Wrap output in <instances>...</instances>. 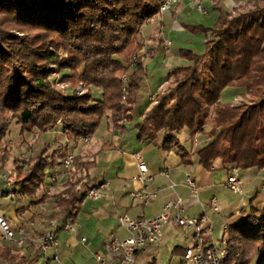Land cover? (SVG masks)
Here are the masks:
<instances>
[{
  "label": "trees",
  "instance_id": "obj_1",
  "mask_svg": "<svg viewBox=\"0 0 264 264\" xmlns=\"http://www.w3.org/2000/svg\"><path fill=\"white\" fill-rule=\"evenodd\" d=\"M167 1L0 0L1 165L8 163L13 145L18 146L7 139L13 123L24 138L34 135L44 141L26 160L14 161L18 214L53 199L54 211L46 219L57 222V232L78 224L97 155L93 160L75 156L57 194L44 191L47 172L61 166L70 149L93 138L103 125L122 135L133 121L137 93L148 76L146 57L139 55L145 48L141 33ZM256 1L234 17L217 3L220 14L211 28L184 24L204 35L206 51L181 50L188 65L172 68L164 78L171 89L135 124L139 142L176 150L187 166L194 156L206 171L218 161L237 170L264 171V0ZM56 68L58 83L70 89L57 88ZM80 84L86 91L77 96ZM91 89L102 91V100H94ZM236 96L248 101L223 102ZM208 126L211 141L194 153L175 136L188 129L194 145L196 134ZM49 132H60L67 142L58 138L52 149L45 143ZM224 238L223 264H264V206L250 204L229 223ZM21 259L12 246H0V264Z\"/></svg>",
  "mask_w": 264,
  "mask_h": 264
},
{
  "label": "crops",
  "instance_id": "obj_2",
  "mask_svg": "<svg viewBox=\"0 0 264 264\" xmlns=\"http://www.w3.org/2000/svg\"><path fill=\"white\" fill-rule=\"evenodd\" d=\"M206 1L202 3L204 4ZM240 1L241 0L238 2L237 0H225L224 4L229 10L231 9V5L237 6ZM211 4L213 5V2H211ZM187 9L189 10L188 7L182 6L179 9L177 8V11L171 10L161 13V15L156 17L158 18L157 27L154 28L152 24L149 25V32H147V34L151 35L155 42L158 41L157 39H164L163 42H159V44H164L167 40L164 38L165 29H174L178 26V23L183 25V21L187 19H197L198 15ZM199 16L207 19L210 18L209 16L204 17V15L201 14ZM197 21L198 20H196V22ZM142 33L143 38L146 40L145 31ZM167 33L170 35V31ZM146 43L149 44L147 40ZM150 49L153 50L152 48ZM152 53L151 51V54ZM171 69L172 68H170L168 72ZM163 82L159 88L160 93L164 91L168 84L167 82ZM96 92L97 95L95 94L94 98L98 101L102 100V91L96 90L95 93ZM151 96L158 97V95ZM230 99H223V102H230ZM233 100H236V97H234ZM150 101L153 104L151 99ZM149 110L141 115L139 122ZM128 125L131 124H126V127H128ZM128 132L129 130L126 128L124 133L119 135L118 131H113L109 129L108 125H103L93 138H84L78 146H74L73 149H70L69 154L73 153L74 157L81 155L90 157V160H93L92 157L97 155V169L94 171L95 180L89 184V187L92 188L100 185L107 186L102 191L101 198H87L82 205L81 213L78 217V224L74 225L77 229V236L70 235L64 229L57 232L59 240L57 252L62 264H97L96 256L97 254H104V247L106 244L114 238L124 239L127 236L125 229L119 221L120 217L127 216L134 220L153 218L162 212L163 206L167 202L175 200L177 196H180L184 200V216L189 218L207 217L208 220L204 225L205 233L209 229H212V235L207 236V234H205V236L209 242L214 243L216 246L221 245L225 227H228L229 223L237 218L235 216L238 213L240 214L242 211L246 210L250 204H259L256 203V200L260 193L264 194V171L258 168L237 170L224 166L220 161L216 162L212 171H206L198 165L194 156L192 157L191 164L187 166L184 165L177 151L166 152L159 146H155L150 142L142 143V148H140L136 143L138 142L136 129L130 131L132 132L131 135H129L130 138L129 136L125 138V134ZM60 136V132H49L46 135L45 143L49 142L51 146H54V144H57L56 139L59 138L60 140ZM85 139L87 141H85ZM188 140L191 143V138ZM60 142L63 143L67 141L61 138ZM192 147L191 151L194 153L203 146L200 144V147H195L194 143ZM136 153L142 155L149 169V180L145 183V186L149 191L157 192V197L152 199L148 205H143L131 197L132 192L143 187L142 184L133 180L139 174L135 160ZM104 166L110 168L108 170L109 174L106 177H99L98 172H100L101 168ZM161 172H166V174L161 175ZM47 173L48 179L53 177L55 182L53 183L52 179H50L48 185L45 186L44 184V191L49 195L61 192L68 179V170L64 169L62 164L55 169H49ZM95 173L98 175H95ZM231 173L238 176L243 183L242 193L237 195L234 194V196H236L235 198L225 195L229 192L225 184ZM188 175L193 177L199 188L198 195H195L187 186ZM8 179L11 187L7 190H4V180L3 182L0 181V191L4 193V196L0 198V212L5 216L14 230L18 229L20 226H24L27 230L28 237L34 242L18 236L15 243L7 244L12 246L14 252L21 255L22 258L21 262H19V259V261L13 264H23L29 261L32 264H38L41 260L45 262V264H57L53 259L54 252L49 251L52 253V255L50 254L49 256L48 252V254L42 252L36 242V240L49 229V222L46 216L54 211L53 199H48L40 204L26 207L22 210L21 214H18L16 200L18 199L19 187L13 182L11 183L9 177ZM61 185L63 187H61ZM170 185H174V188L170 189ZM47 188H51V190L47 191ZM214 198L218 201V212L213 210L211 204V200ZM262 203L264 205V202ZM36 211L38 212L36 213ZM181 232L182 230L173 224L167 226L163 230L160 247L148 248L140 252L136 257L135 264H158L160 254L158 249L166 246L171 247L170 245L173 247L171 254L177 255L180 258L177 264H182L183 252L182 250H177V248L184 250V247H180L179 243L184 242V245L187 246L190 239L184 232ZM215 232L218 234L215 235ZM218 235L220 238L219 240L215 239V236L218 237ZM82 238H86L85 243L81 242ZM109 264L118 263L109 261Z\"/></svg>",
  "mask_w": 264,
  "mask_h": 264
},
{
  "label": "built area",
  "instance_id": "obj_3",
  "mask_svg": "<svg viewBox=\"0 0 264 264\" xmlns=\"http://www.w3.org/2000/svg\"><path fill=\"white\" fill-rule=\"evenodd\" d=\"M177 0H168L161 6V12L169 11L173 4H176ZM201 14H207L205 9L198 4ZM164 46H171V41H165ZM154 105H156L157 99L155 96L151 97ZM85 141H87L85 139ZM198 139H195V146H198ZM26 160V159H25ZM135 160L139 170V174L133 179L134 181L142 184V188L131 193V197L143 204L148 205L152 199L157 197L156 191H149L145 186V183L149 180V169L147 164L140 153L135 154ZM75 157L73 154H68L64 159V169L69 170L73 167ZM166 172H161V175H165ZM2 178L7 181L9 187L11 184L6 175ZM48 178V177H47ZM52 182H55L53 177H50ZM107 185L94 186L88 192V198L98 199L102 197V191ZM187 186L193 191L195 195L199 194V188L197 187L192 176L187 177ZM225 187L233 194H241L243 191V183L241 179L234 173L228 176ZM170 189L174 188V185L169 186ZM47 191L51 188H47ZM4 196V193L0 191V198ZM213 210L218 212L217 199L211 200ZM184 200L177 196L175 200L167 202L162 209V212L150 219H131L127 216L119 218L122 227L125 229L127 236L124 239L114 238L104 247V254H97V264H109V261H115L118 264H135L136 254L144 251L148 248H159L162 243L163 230L173 224L180 228L188 238H192V244L190 242L184 248L183 263L182 264H223L227 258V252L224 248L226 240L223 236L221 245L216 246L214 243L209 242L206 239L207 236L212 235V229H209L205 233L204 225L207 222V217H195L189 218L184 216ZM64 230L72 236H77V229L74 225L67 224L64 226ZM227 227L224 229L226 232ZM190 231H193L190 236ZM21 236L23 239H28L27 230L24 226H20L14 230L5 216L0 212V245H7L15 243L17 237ZM42 252L47 253L49 251H55L56 255L54 261L57 264H62L59 260L58 249V237H57V222L55 220L49 222L48 231L36 240ZM82 243L86 242V238L81 239ZM34 243V242H33Z\"/></svg>",
  "mask_w": 264,
  "mask_h": 264
},
{
  "label": "rangeland",
  "instance_id": "obj_4",
  "mask_svg": "<svg viewBox=\"0 0 264 264\" xmlns=\"http://www.w3.org/2000/svg\"><path fill=\"white\" fill-rule=\"evenodd\" d=\"M206 1V0H204ZM225 0H207L206 2H204V4L202 3V1H195V0H177L176 4H173L171 9L169 11H173L176 10L177 8L179 9L180 7H188L189 10L188 11H193L195 14H197V19H187L183 21V25L182 24H177L178 26L170 29H165L164 32V38L167 39L166 41H171V46H164V44H159V42H163L162 38L157 39L158 41L155 42L154 38L147 34V32H149V28L148 26L152 24V26L154 28L157 27V20L158 18H154L155 20H153L149 25H147L143 31H145V35H146V40L149 42V44L146 43V40L143 38V41L145 43V48L143 49V52H141L139 55H144L146 57L145 60V65L147 66V70H148V76L142 81L141 86H140V90L137 93V101L136 104L134 106V119L131 123V125H128V130L129 132L125 134V138L128 137L129 135H131L132 132L135 130L134 126L135 124H137L139 122V120L141 119V115L144 114V112H146L147 110L150 109V107L153 105L150 101L151 99V95H158L155 96L157 99V102L159 100V98L164 95L167 94V92L171 89V82H168V84L166 85L165 89L163 92L160 93V86L161 83L163 82V79L166 77V75L168 74V70L170 68H174V67H179V66H186L188 65V63L180 58V52L182 49H190L198 54H204L206 51V39L204 37V35L201 34H194L193 32H190L189 30H187L184 27V24L187 25H197V24H201L204 25L207 28H211L215 25L217 18L219 17V11L215 10L214 6L219 3L220 4V9H222L223 11H229L230 15L232 17L237 16L241 11H247L252 9L253 7H255L258 3V1L256 0H241L240 3L237 4V6H233L231 5V9H227L226 5L224 4ZM239 0H237L238 2ZM211 2H213V5L211 4ZM198 4H200L206 11L207 14H201L200 10H199V6ZM215 4V5H214ZM163 13V12H161ZM204 15V17H210L209 19L207 18H203L202 16L199 15ZM207 19V21H206ZM196 20H198L196 22ZM159 26V25H158ZM170 31V35L169 32ZM141 37H143V33H141ZM147 44V46H146ZM150 48H152L153 50H151ZM151 51L153 52L151 54ZM67 73V72H66ZM53 77L57 80L56 84H57V88L61 91L64 90H68L70 89V85L67 83H58L59 79H60V73L58 72L57 68L54 70L53 72ZM86 91V88L84 87L83 84H80L77 86L76 88V95L80 96L82 94H84ZM92 95L93 97L95 96V94L97 95V92L95 93L96 90H92ZM100 93V92H98ZM103 96V94H102ZM94 100H96V98H93ZM233 99H230V101H232ZM97 101V100H96ZM248 100L244 98V100H242V98H240L239 96H236V100H233L231 103L234 105H238L241 104L243 102H247ZM158 104V103H157ZM156 104V105H157ZM155 106V105H153ZM152 106V107H153ZM21 128L20 126H17L15 123L12 124L11 128H10V132L7 136V139L11 142V143H17L18 146L13 145V149L11 151V154L9 156V161L8 163L4 166L1 165L0 166V181L3 182V175H6L7 177L10 178L11 183L13 182V171H14V166L15 160H21L24 161V159H27L28 156L30 155V153L34 152L35 150H37L38 148H43L44 147V141L43 140H39L36 136L34 135H28L25 138L21 135L20 132ZM205 132L203 133H198L196 134L195 138L196 139H200L198 141V146L195 147H200L204 146L206 144H208L211 141L210 136L208 135V132L210 131V127H205L204 128ZM175 136L181 141L182 146L188 150H191L192 144L189 142L188 139L191 138V131L188 129H184L181 132H176ZM190 137V138H189ZM61 138H63L62 136H60V140ZM130 138V136H129ZM134 138V137H133ZM65 138H63L64 140ZM67 141V139H65ZM64 144L66 142H63ZM137 145L140 146V148H142V143L141 142H136ZM195 143V140H194ZM58 146V144H54V146H52V149H55ZM73 146V145H72ZM201 148V147H200ZM176 152V150H175ZM73 154V153H72ZM1 164V163H0ZM110 168L107 167H103L101 168V171L98 172L99 173V177L104 176L106 177L109 172ZM97 173H95L96 175ZM98 175V174H97ZM94 176L92 181L90 182V184L92 182H94ZM50 183V179L46 178L45 180V186L48 185ZM9 183L7 181L4 180V190H7L9 188ZM61 187H63L61 185ZM262 189V188H261ZM63 190V188H62ZM61 190V191H62ZM228 190V189H227ZM229 191V190H228ZM227 197H233L235 198L236 196H234V194L232 192H227V194H225ZM4 199V198H3ZM256 204L257 207H263V203L264 202V194L260 193L259 197L256 200ZM262 201V202H261ZM217 207H218V201H217ZM219 209V208H218ZM220 211V210H219ZM38 211H36L37 213ZM240 214L238 213L235 217H238ZM183 232V231H182ZM181 232V233H182ZM193 231H190V236H192ZM218 233L215 232V235H217ZM215 239L219 240V235L218 237L215 236ZM180 247H186L184 244V242L179 243ZM190 244H192V238H190ZM2 246V245H0ZM171 247H161L160 249H158L160 251L159 254V260H158V264H177V262L179 261V257L177 255H172L171 251L173 249L172 245H170ZM49 256L50 254L52 255L51 252H48ZM47 253V254H48ZM76 255V254H74ZM1 264H6V263H1ZM23 264H32L30 261L27 263H23ZM38 264H45V262H43L42 260L38 263Z\"/></svg>",
  "mask_w": 264,
  "mask_h": 264
}]
</instances>
